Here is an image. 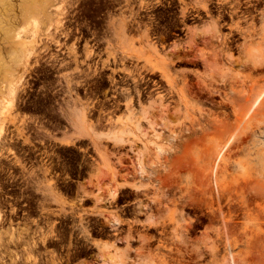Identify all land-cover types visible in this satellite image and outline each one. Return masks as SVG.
Returning <instances> with one entry per match:
<instances>
[{
  "label": "rangeland",
  "instance_id": "1",
  "mask_svg": "<svg viewBox=\"0 0 264 264\" xmlns=\"http://www.w3.org/2000/svg\"><path fill=\"white\" fill-rule=\"evenodd\" d=\"M263 88L264 0H0V264H264Z\"/></svg>",
  "mask_w": 264,
  "mask_h": 264
},
{
  "label": "bare ground",
  "instance_id": "2",
  "mask_svg": "<svg viewBox=\"0 0 264 264\" xmlns=\"http://www.w3.org/2000/svg\"><path fill=\"white\" fill-rule=\"evenodd\" d=\"M45 11H44V8H40V7H34V9H33V13H36V14H40V13H44ZM60 23V22H59ZM58 25V24H57ZM55 28V27H54ZM51 30V29H50ZM48 33V32H47ZM22 37H23V35H22V31H18L17 33H16V35H15V38H16V40L17 41H21L22 40ZM22 42H19V44H21ZM49 47V46H48ZM26 53H27V55H26V57H28V58H30V57H32V55H33V53H32V49H27V51H26ZM36 56V55H35ZM38 57V56H37ZM36 57V58H37ZM259 59H260V57H259ZM27 71V69L24 71V73ZM10 73V72H9ZM22 81L23 80H21V79H19V80H17L15 83H12V88H11V90H12V93L15 95L16 94V92H17V90H18V88L20 87H22L23 85H22ZM12 95V94H11ZM264 97V88L262 89V90H260V92H259V94L257 95V97L254 99V101H253V103H252V105H251V107H250V109H249V113L248 114H250L253 110H254V108L256 107V106H258L259 105V103L261 102V100H262V98ZM1 99H3V98H1ZM10 105H11V102L9 103ZM80 113V112H79ZM79 113H78V115H75V116H73V115H71L73 118H74V120H75V123L76 124H78V125H84L85 124V116H80L79 115ZM68 114V113H67ZM71 114V113H70ZM70 114H68V115H70ZM74 114V113H73ZM76 114V113H75ZM70 116V117H71ZM248 116V115H247ZM69 117V118H70ZM79 128H81V127H79ZM84 129V128H83ZM79 133V132H78ZM173 138H174V136H173ZM229 144V143H228ZM228 144L227 145H225L221 150H220V152L218 153V156H217V159H216V161H219L220 159H221V157H222V155L224 154V152H225V150H226V148H227V146H228ZM218 167V166H217ZM140 168L144 171V173H145V170L143 169V166H142V164L140 163ZM142 172V171H141ZM113 189V188H112ZM114 189H116V188H114ZM117 192L118 191H110V196H112L113 198H115V196H116V194H117ZM1 218V217H0ZM111 224H112V227L114 228V227H116L117 226V224H118V222H117V220H113V221H111ZM1 235V234H0ZM34 243V242H33ZM29 245H31V250L32 249H34V247H36V243H34V244H29ZM108 258V257H107ZM104 260V259H103ZM103 260H102V262H103ZM109 260H111L112 262H115L114 261V259L113 258H109ZM118 262V261H117ZM119 264H123V260H119ZM105 264V263H104ZM112 264V263H111ZM115 264V263H114ZM117 264V263H116Z\"/></svg>",
  "mask_w": 264,
  "mask_h": 264
},
{
  "label": "crops",
  "instance_id": "3",
  "mask_svg": "<svg viewBox=\"0 0 264 264\" xmlns=\"http://www.w3.org/2000/svg\"><path fill=\"white\" fill-rule=\"evenodd\" d=\"M137 181H140L141 183H143V184L146 185V184L150 181V178H148L147 175H146V176H142L141 173H138V174H136V176H132L131 179H126V183L123 182V183L126 184V185H125L124 187H122V189L130 188L131 185H132L134 182H137ZM136 184H137V186H138L139 182L136 183Z\"/></svg>",
  "mask_w": 264,
  "mask_h": 264
}]
</instances>
